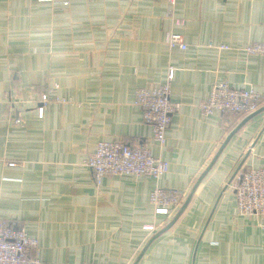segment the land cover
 <instances>
[{
  "label": "crops",
  "instance_id": "crops-1",
  "mask_svg": "<svg viewBox=\"0 0 264 264\" xmlns=\"http://www.w3.org/2000/svg\"><path fill=\"white\" fill-rule=\"evenodd\" d=\"M262 40L264 0H0V219L45 264H264V215H239L228 184L243 158L240 170L264 167V57L244 52ZM170 67L179 108L160 147L134 93ZM216 82L259 93L256 114L202 117ZM112 141L168 172L97 185L85 162ZM155 188L185 194L168 217L154 215Z\"/></svg>",
  "mask_w": 264,
  "mask_h": 264
},
{
  "label": "built area",
  "instance_id": "built-area-1",
  "mask_svg": "<svg viewBox=\"0 0 264 264\" xmlns=\"http://www.w3.org/2000/svg\"><path fill=\"white\" fill-rule=\"evenodd\" d=\"M176 0H169L174 6ZM170 49L185 51L187 46L181 37L171 34L168 40ZM211 47V46H210ZM219 50H228L226 46ZM250 56L264 57V40L251 43L244 48ZM173 68L168 69L165 83L152 89H138L134 93V105L140 108L143 122L152 129V139L160 147L166 142V133L170 127L171 117L179 106L170 100V84ZM52 101L47 95L40 97L37 106L38 117L42 118L44 107ZM56 102L63 100H54ZM262 97L253 89H239L226 82H216L211 86L208 97L199 104L202 117L214 113L227 115H250L257 111ZM20 123L19 120L15 121ZM8 167L23 168V162H9ZM94 182L100 185L105 176L151 177L159 179L168 172L169 163L153 156L143 146L124 144L118 141L99 142L95 151L85 162ZM238 214L244 217H261L264 215V167H249L240 170L231 180ZM185 194L176 189L155 188L149 194V203L154 215L168 217L184 200ZM153 230V227H146ZM38 249V241L27 235L23 228L10 226L0 219V264H45L32 258Z\"/></svg>",
  "mask_w": 264,
  "mask_h": 264
},
{
  "label": "water",
  "instance_id": "water-1",
  "mask_svg": "<svg viewBox=\"0 0 264 264\" xmlns=\"http://www.w3.org/2000/svg\"><path fill=\"white\" fill-rule=\"evenodd\" d=\"M255 114H256V112L250 114V116L247 117V118H250V117H252V116L255 115ZM244 161H245V158H243V160L238 164L236 170L234 171L233 175L231 176V178H230V180H229V183H230L231 180L236 176V174L240 171V169H241V167H242ZM229 183H228V184H229ZM187 202H188V201H187ZM186 204H187V203H185L184 206H185Z\"/></svg>",
  "mask_w": 264,
  "mask_h": 264
}]
</instances>
